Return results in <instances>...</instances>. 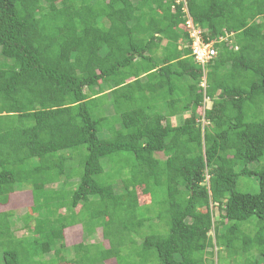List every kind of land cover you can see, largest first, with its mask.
I'll use <instances>...</instances> for the list:
<instances>
[{"label": "trees", "instance_id": "obj_1", "mask_svg": "<svg viewBox=\"0 0 264 264\" xmlns=\"http://www.w3.org/2000/svg\"><path fill=\"white\" fill-rule=\"evenodd\" d=\"M177 1L0 0V207L32 198L20 218L0 210V264H213L214 249L264 261V164L247 168L264 157V0ZM188 17L216 41L204 90ZM242 176L256 194L237 190ZM160 198L163 234L148 216ZM73 227L86 239L68 249Z\"/></svg>", "mask_w": 264, "mask_h": 264}, {"label": "rangeland", "instance_id": "obj_2", "mask_svg": "<svg viewBox=\"0 0 264 264\" xmlns=\"http://www.w3.org/2000/svg\"><path fill=\"white\" fill-rule=\"evenodd\" d=\"M189 26H191V25H189ZM182 29L184 30V28H182ZM198 31L199 30H197V32ZM162 44H165V42H163ZM102 101L104 102L103 106L106 104V107H108V104H110V98L109 97L97 99L94 103H96L100 107L102 105ZM203 106L204 107H202V112H204V109H209L211 107V102L206 100ZM109 108L111 109V107H109ZM91 112L94 116H96L97 114L104 115L103 111L100 108H96V107L93 110H91ZM105 115L111 121V124L115 123V121L112 119V115H110L108 113ZM187 117H189V112L183 113V115H181V116L171 118L170 122L173 126H176V125L181 124L182 120L187 118ZM200 121H201L202 125H205V122L202 119ZM98 137L100 139H109L111 137V134L108 131V129L106 127H104L103 129L99 130ZM80 152H81L80 150L76 151V152L75 151L71 152L74 155V158L71 161L72 162V168L75 167V168H73V170L75 169L76 171L79 169L80 162L82 160V156L85 153V149L83 148L82 153H80ZM157 157L163 158L162 154H158ZM263 164H264V157H262L258 162L253 163L251 165H248L247 168L250 170H254L258 165L261 166ZM112 171L114 172L115 168L112 169L111 172ZM115 177L123 179V176H115ZM237 190L244 192V193L256 194L258 192L257 180L255 179V177L247 178V177L242 176L239 178V180L237 182ZM136 192L138 195L139 204L141 206L143 204H148L150 202L149 198L147 197V195L143 192V190L141 188H137ZM118 193H119V191H118ZM161 200L162 199L160 198L159 200H157L156 202L153 203L148 216L154 218L151 231H155V232H159V233L163 234V230H160L161 228L159 227V226H162V224H160L159 221L157 219H155V217H157L159 215V212H164V208L161 205H159ZM31 205H32L31 193L28 189H24L23 191L15 192V193L11 194L9 196L7 206L0 207V210L1 211L10 210V211L14 212L15 217L20 218L22 215H24L27 212V209ZM212 209L214 211L215 216H217V210L215 209V207H212ZM255 223H257V219L255 217H253L249 221L242 223V229L246 230L247 228H249L251 232H254L256 229ZM22 226H23V224H22L21 220L17 219L15 221L14 226H13V229L15 231L16 236H21V235L27 236L28 235L27 230H24ZM112 230H113V228H110L108 230V233L112 234ZM148 231H149V229L146 228L141 233L147 234ZM141 235L135 237V240L137 241V243L142 241ZM210 235H212V234L210 233ZM64 236H65V245L68 249L71 248V246L78 244L83 239L84 240L86 239V238H84V234L82 233L81 227H73L72 229H68L67 231H65ZM92 239H93L92 240L93 243H96V244L101 243L102 246L108 247V243H107L108 240H103L100 229L96 230L94 237H92ZM100 247L101 246H98V247H95L93 249L97 250ZM123 250L126 251L125 249H123ZM124 251H122V254H124L123 253ZM213 252H214V256L212 259H210L211 261H213L212 262L213 264H253V261H251V260H250V263L249 262L246 263L245 260L243 259L244 256H242V255L229 256V253L225 252V251H221L218 254H215V249L213 250ZM248 255H246V256H248ZM72 256H73V253L69 252L68 255H66L65 261L57 263V264H67L66 262L69 263L70 261H74ZM46 258H48V257H46ZM210 260H208V263L210 262ZM263 262L264 261H261V264H263ZM69 264H71V263H69ZM105 264H116V262L112 259V260L107 261Z\"/></svg>", "mask_w": 264, "mask_h": 264}, {"label": "built area", "instance_id": "obj_3", "mask_svg": "<svg viewBox=\"0 0 264 264\" xmlns=\"http://www.w3.org/2000/svg\"><path fill=\"white\" fill-rule=\"evenodd\" d=\"M191 25V26H189ZM189 37L191 39L190 51L195 62L202 69L203 79L201 87L205 88L206 66L217 56V51L214 48L216 41L205 42L202 37V32L193 27L190 22H187Z\"/></svg>", "mask_w": 264, "mask_h": 264}, {"label": "clouds", "instance_id": "obj_4", "mask_svg": "<svg viewBox=\"0 0 264 264\" xmlns=\"http://www.w3.org/2000/svg\"><path fill=\"white\" fill-rule=\"evenodd\" d=\"M179 1H182V2H184V0H178L177 2H179ZM185 11H186V8H185ZM187 22H190L192 25H193V27L196 29V30H199V31H201L199 28H197L194 24H193V21H192V19L190 18V17H188V19H187V21L185 22V25L183 26V28H184V31L185 32H187V35H188V39H189V41H190V43H189V49H190V45H191V39H190V37H189V30H188V27H187ZM223 40L224 41H227V38H223ZM190 53H191V51H190ZM206 79V78H205ZM205 84H206V80H205ZM200 87H201V83H200V85H199ZM202 88V90H204L205 88H206V86H205V88H203V87H201ZM207 100V98L205 97L204 98V103H205V101ZM203 120V119H202ZM204 121V120H203Z\"/></svg>", "mask_w": 264, "mask_h": 264}]
</instances>
